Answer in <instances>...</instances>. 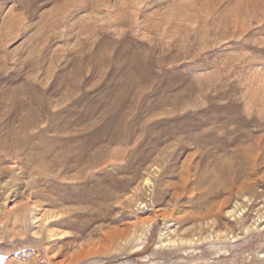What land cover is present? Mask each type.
I'll list each match as a JSON object with an SVG mask.
<instances>
[{"label":"rangeland","instance_id":"374dc122","mask_svg":"<svg viewBox=\"0 0 264 264\" xmlns=\"http://www.w3.org/2000/svg\"><path fill=\"white\" fill-rule=\"evenodd\" d=\"M0 119V264H264V0H0Z\"/></svg>","mask_w":264,"mask_h":264},{"label":"bare ground","instance_id":"6f19581e","mask_svg":"<svg viewBox=\"0 0 264 264\" xmlns=\"http://www.w3.org/2000/svg\"><path fill=\"white\" fill-rule=\"evenodd\" d=\"M0 120H1V119H0ZM24 127H25V126H24ZM10 128H11V127H10ZM25 128H26V127H25ZM23 129H24V128H23ZM27 129H28V128H27ZM21 131H22V130H21ZM258 136H259V135H258ZM261 137H262V135H261ZM261 137H260V138H261ZM257 138H259V137H257ZM260 140H261V139H260ZM263 140H264V139H263ZM11 141H12V140H11ZM258 142H259V141H258ZM263 142H264V141H263ZM263 142H262V143H263ZM255 143H256V141H255ZM258 144H259V143H258ZM256 146H257V145H256ZM256 146H255V147H256ZM257 147H259V145H258ZM257 147H256V148H257ZM260 147H261V146H260ZM262 147H263V146H262ZM256 148H255V149H256ZM253 149H254V148H253ZM262 149H264V148H262ZM251 150H252V147H251ZM259 151H260V150H259ZM261 152L263 153V150H261ZM30 153H31V152H30ZM253 154H254V153H253ZM256 155H257V153H256ZM257 156H258V155H257ZM255 157H256V156H255ZM252 158H253V157H252ZM257 159H259V158H257ZM261 159H262V157H261ZM250 160H251V158H250ZM259 160H260V159H259ZM257 162H258V160L256 161V163H257ZM252 164H253V162H252ZM59 165H60V164H59ZM83 171H84V170H83ZM57 172H58V171H57ZM211 194H212V193H211ZM212 196H213V195H212ZM212 198H213V197H212Z\"/></svg>","mask_w":264,"mask_h":264}]
</instances>
